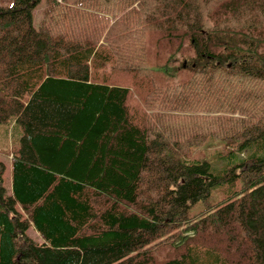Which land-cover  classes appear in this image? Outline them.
<instances>
[{
	"label": "trees",
	"instance_id": "1",
	"mask_svg": "<svg viewBox=\"0 0 264 264\" xmlns=\"http://www.w3.org/2000/svg\"><path fill=\"white\" fill-rule=\"evenodd\" d=\"M40 1L0 7V264H264V0Z\"/></svg>",
	"mask_w": 264,
	"mask_h": 264
},
{
	"label": "rangeland",
	"instance_id": "2",
	"mask_svg": "<svg viewBox=\"0 0 264 264\" xmlns=\"http://www.w3.org/2000/svg\"><path fill=\"white\" fill-rule=\"evenodd\" d=\"M67 3H72L75 0H64ZM15 0H0V7H7L13 5ZM46 0H41L34 8H33V24L35 27H39L41 23V18L43 14V8L45 6ZM22 136V128L20 124H18L14 119L8 123L1 124L0 123V162L1 167L3 168V178H4V185L7 187L8 193L11 191V155L18 146L20 145V139ZM218 141V140H213ZM211 141L209 145H205L202 147H197L193 150L192 154L189 157V160L194 159H204L212 165V167L216 166L218 169H221L224 164L225 160L221 157H216L218 154H223L226 150L225 148V141L213 142ZM213 142V143H212ZM231 148V147H230ZM247 155V152L241 153L240 157L244 158ZM237 187L241 185L242 177H237ZM232 186L224 183L219 185L217 188L213 189L212 195L210 200L212 202H216L225 196H227ZM205 203L204 200H199L195 202L190 207V214L193 217L204 208ZM31 236L34 237L36 241H42L41 236L34 231L33 229L29 230Z\"/></svg>",
	"mask_w": 264,
	"mask_h": 264
},
{
	"label": "crops",
	"instance_id": "3",
	"mask_svg": "<svg viewBox=\"0 0 264 264\" xmlns=\"http://www.w3.org/2000/svg\"><path fill=\"white\" fill-rule=\"evenodd\" d=\"M11 192V191H10Z\"/></svg>",
	"mask_w": 264,
	"mask_h": 264
}]
</instances>
